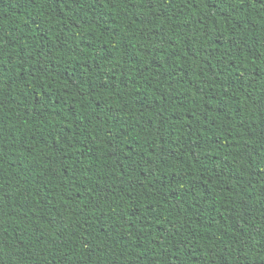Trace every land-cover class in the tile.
<instances>
[{"label": "trees", "instance_id": "trees-1", "mask_svg": "<svg viewBox=\"0 0 264 264\" xmlns=\"http://www.w3.org/2000/svg\"><path fill=\"white\" fill-rule=\"evenodd\" d=\"M0 264H264V0H0Z\"/></svg>", "mask_w": 264, "mask_h": 264}]
</instances>
